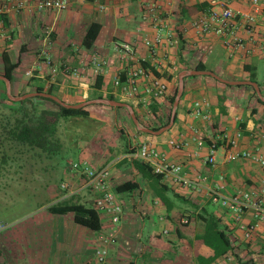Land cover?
I'll return each instance as SVG.
<instances>
[{
	"label": "crops",
	"instance_id": "1",
	"mask_svg": "<svg viewBox=\"0 0 264 264\" xmlns=\"http://www.w3.org/2000/svg\"><path fill=\"white\" fill-rule=\"evenodd\" d=\"M37 1L5 15L6 26L3 22L0 26V76L4 73L3 52L11 63L19 62L12 72V91H30L27 83L36 78L45 90H53L69 105L97 101L89 97L98 95L106 100L110 95L129 104L139 125L150 129L172 110L169 100L177 90L179 74L202 66L203 71L229 82H247L252 74L264 103V0H218L237 15V33L245 43L232 55L224 46V37L198 35L190 25L207 14L209 0H68L67 10L60 13L38 11ZM149 4L160 9L165 21L163 43L153 52L143 44L156 34L145 17L144 8ZM247 14L255 17L251 35L240 23V17ZM93 23L100 30L87 50L82 41ZM120 43L132 44L144 61L146 76L137 81L134 97L114 86L116 77L125 78L116 49ZM93 58L101 61L100 66L93 64ZM154 79L166 85L162 98L151 99L144 92ZM253 90L248 85H228L209 76L187 74L174 123L157 136L140 131L123 107L98 102L85 106L90 118L101 124L102 137L96 140L103 144L98 149L93 147L95 142L89 149H74L79 161L96 169L107 166L112 188L127 181H134L138 188L118 194L123 209L118 223L98 215V232L75 224L72 213L53 215L46 211L47 206H41L20 219L24 214L11 212L7 206L1 213L6 221L0 225L7 228L0 230V264H93L99 235L110 241L105 264H212L219 257L209 261L213 251L197 240L204 228L200 216L219 221L237 264H264V222L247 241L232 212L213 203L207 190L231 197L238 191L256 193L264 186L263 169L245 160H224L221 138L240 132L237 149H257L264 156V105L256 101ZM196 102L208 103L207 119L191 115ZM194 137L203 141L202 146L192 141ZM144 142H150L170 164L180 166L179 177L189 183L161 177L159 184L167 189L164 199L168 206L155 194L153 182L133 166L134 161L140 162L136 151ZM211 142L217 148L214 166L205 162ZM65 180L75 189L68 187L56 203L71 198L93 208V196L80 187L82 179L68 170ZM240 223H253L251 211L245 212Z\"/></svg>",
	"mask_w": 264,
	"mask_h": 264
},
{
	"label": "built area",
	"instance_id": "2",
	"mask_svg": "<svg viewBox=\"0 0 264 264\" xmlns=\"http://www.w3.org/2000/svg\"><path fill=\"white\" fill-rule=\"evenodd\" d=\"M32 0H0V16H5L10 13H15L24 10L29 6ZM68 8V0H38L36 9L38 11L60 13ZM145 17L155 29L154 39H145L143 44L152 52L155 47L163 43L162 31L165 28L164 19L160 9L156 5H147L144 8ZM240 23L245 28L248 34H253L255 28L254 15L247 14L240 17ZM237 15L230 7L218 0H209V9L205 16L190 22L192 29L198 35L213 33L220 37H224V46L229 51L230 55L235 51L242 50L245 46L244 40L237 33ZM2 21H0V26ZM170 43V41H169ZM118 58L123 65L125 78L121 80V76L116 77L114 86L119 89L124 95L134 97L137 92V81L146 76L143 60L140 59L132 44L120 43L116 46ZM94 65L100 66L101 61L93 58ZM76 71L72 69V73ZM166 85L164 82L154 79L145 88V94L151 99L162 98L166 93ZM208 103L196 102L191 115L195 118L207 119L205 108ZM241 133L237 132L234 137L222 136L225 142L224 160L233 162L237 160H245L249 163L258 166L264 170V156L257 150H238V139ZM198 146H202L203 141L193 138ZM216 143L211 142L208 145V154L205 162L208 165L214 166L216 163ZM136 157L144 164L148 165L152 172L162 177H172V181L189 185L188 182L179 177L181 171L180 166L170 164L164 154L159 152L150 142L142 143L136 151ZM70 172L74 173L82 179L80 187L87 190L93 196V209L98 215H103L109 218L112 223H118L121 219L123 209L121 202L118 199V194L110 184L109 168H93L87 162H72L69 163ZM205 181V178L201 179ZM62 191H67V184L61 185ZM210 194V199L213 203L220 207L230 210L234 216V220L240 225L243 230L244 238L247 241L252 240L254 233L257 231L260 223L264 222V186L256 192L238 191L231 197H224L219 191L207 189ZM246 211H251L253 223L247 226L241 225L242 216ZM186 223V220L183 221ZM7 225H0V230L6 229ZM166 234V231L164 232ZM97 247L94 251L93 264H105L110 241L107 237L99 235ZM212 264H237L236 257L228 252Z\"/></svg>",
	"mask_w": 264,
	"mask_h": 264
},
{
	"label": "trees",
	"instance_id": "3",
	"mask_svg": "<svg viewBox=\"0 0 264 264\" xmlns=\"http://www.w3.org/2000/svg\"><path fill=\"white\" fill-rule=\"evenodd\" d=\"M0 19L6 26L4 16H0ZM99 30L100 26L98 24L93 23L90 25L82 41V47L84 49L89 50L92 48ZM2 61L4 66V73L2 76L11 82L12 72L18 67L19 62L14 64L11 63L6 52L2 53ZM196 70L203 71L204 67L197 66ZM249 81L256 82L252 74L249 77ZM0 84L3 86V88L0 89V106L2 107L0 111V154L1 163L3 164H6L7 160L10 159V151L17 154H31L36 157H41L43 155L47 158H54L63 148V143L58 133V129L62 123L73 120L97 122L90 118V114L86 108H64L48 98L35 97L20 102H12L6 96L4 83L0 81ZM27 87L30 89L31 93H47L56 96L53 90H45L44 85L36 78H31L27 83ZM176 91L175 89L173 96L169 100L171 107L176 96ZM253 92L256 101L264 105L257 97L254 90ZM89 99L102 100L103 97L98 95L96 97H89ZM105 99L108 101H116L110 95L106 96ZM35 100L40 101V103H36ZM4 104H6L7 107ZM151 108L155 115L156 111L154 106L151 105ZM3 110L6 112H3ZM170 112L171 108L166 119L160 122L157 127H151L150 130L155 132L164 127L169 121ZM133 166L144 178H148L153 182L152 188L155 194L165 206H168L167 201L164 199L167 189L159 184L162 176L154 174L152 169L141 161H134ZM137 188V183L134 181H127L114 187V191L117 194H130ZM175 198L177 199L178 197L175 196ZM46 211L53 215L72 213L74 214L75 224L94 232H98L101 229L100 219L96 211L87 205L73 202L71 198L47 206ZM199 220L203 223L204 228L203 234L197 236V240L213 251V258L209 261L232 250L231 242L225 231L220 228L219 221L215 217L200 216Z\"/></svg>",
	"mask_w": 264,
	"mask_h": 264
},
{
	"label": "rangeland",
	"instance_id": "4",
	"mask_svg": "<svg viewBox=\"0 0 264 264\" xmlns=\"http://www.w3.org/2000/svg\"><path fill=\"white\" fill-rule=\"evenodd\" d=\"M2 88L3 86L0 84V89ZM27 93L31 92L22 93L10 89L12 97H20ZM35 102L40 103L38 100ZM3 112L6 111L3 110ZM100 131L101 124L99 122L73 120L60 125L58 133L63 148L54 158H47L43 155L36 157L31 154H17L10 151V159L6 164H3L0 154V223L6 221L1 213L7 206L10 207L11 212L16 211L24 214L19 216L21 219L25 217V214L33 213L41 206L55 204L61 195L66 194V190L62 192L61 185L67 183L65 175H67L69 163L80 162V157L75 150L89 149L93 142L97 144L93 147L98 149V145L103 144V141L96 140V137H102ZM68 187L69 190L75 189V187L72 189L70 186ZM59 191L62 194L59 195ZM22 201L26 203H20Z\"/></svg>",
	"mask_w": 264,
	"mask_h": 264
},
{
	"label": "water",
	"instance_id": "5",
	"mask_svg": "<svg viewBox=\"0 0 264 264\" xmlns=\"http://www.w3.org/2000/svg\"><path fill=\"white\" fill-rule=\"evenodd\" d=\"M192 75V76H209L213 79H215L216 81H219L221 83H224V84H228V85H248V86H251L259 99H261V95H260V92H259V89H258V86L256 83L254 82H251V81H247V82H229V81H226V80H223L221 78H219L217 75H215L214 73L212 72H209V71H191L189 73H180L179 76H178V87H177V91H176V96L174 98V102L172 104V110H171V114H170V118H169V121L168 123L160 128L158 131H152L150 129H147V128H143L139 125L133 111H132V107L127 104V103H122V102H117V101H108V100H97V101H88V102H84V103H81V104H78V105H68V104H65L64 102H62L59 98H57L56 96L54 95H49L47 93H27V94H24L20 97H12L10 95V89H11V84H10V81L5 78L4 76H0V81H2L5 85V91H6V96L7 98L12 101V102H20V101H23L25 99H29V98H35V97H41V98H48L54 102H56L57 104H59L60 106L64 107V108H68V109H80V108H84L85 106H87L88 104L92 103V102H98V103H102V104H107L109 106H112V107H123L125 109H127V111L129 112V115L133 121V123L135 124V126L142 132L144 133H147V134H150V135H160L162 134L163 132L169 130L171 128V126L173 125L174 123V119H175V110H176V107L178 105V102H179V98L182 94V90H183V78L185 77V75Z\"/></svg>",
	"mask_w": 264,
	"mask_h": 264
}]
</instances>
